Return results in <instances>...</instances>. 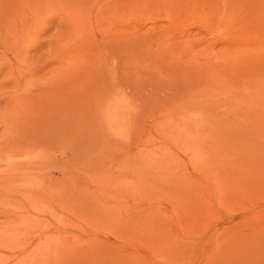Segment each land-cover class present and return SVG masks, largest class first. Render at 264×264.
Segmentation results:
<instances>
[{
  "label": "rangeland",
  "instance_id": "rangeland-1",
  "mask_svg": "<svg viewBox=\"0 0 264 264\" xmlns=\"http://www.w3.org/2000/svg\"><path fill=\"white\" fill-rule=\"evenodd\" d=\"M0 264H264V0H0Z\"/></svg>",
  "mask_w": 264,
  "mask_h": 264
}]
</instances>
